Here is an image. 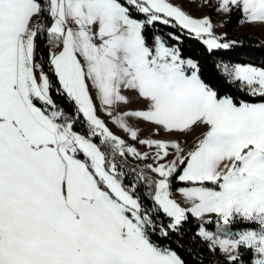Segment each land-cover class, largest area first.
Instances as JSON below:
<instances>
[{
    "label": "snow or ice",
    "instance_id": "1",
    "mask_svg": "<svg viewBox=\"0 0 264 264\" xmlns=\"http://www.w3.org/2000/svg\"><path fill=\"white\" fill-rule=\"evenodd\" d=\"M202 6L219 22L175 0H0V264H264V68L215 61L213 84L148 32L211 57L264 0Z\"/></svg>",
    "mask_w": 264,
    "mask_h": 264
},
{
    "label": "trees",
    "instance_id": "2",
    "mask_svg": "<svg viewBox=\"0 0 264 264\" xmlns=\"http://www.w3.org/2000/svg\"><path fill=\"white\" fill-rule=\"evenodd\" d=\"M238 19L232 17L231 19L225 22V31L233 29L238 24ZM149 35H161L166 40V42L171 45H176L180 47L182 57L197 59L204 66V76L205 79L212 82L213 84L217 83L215 78L212 65L215 61L223 60L225 62L231 63H242V64H251L255 67L264 68V40H260L254 36L242 35L239 37H230L227 36L228 40H235L238 43L229 50H220L214 56L209 57V54L204 50V46L198 41L190 38L186 31L181 32L178 28H171L164 25L157 24L155 29L148 30ZM173 33L180 37V41H173L168 36V33ZM227 94L234 95L236 99H246V100H256L259 101V98H253L246 96L243 92H237L235 88L228 86L226 89ZM55 95V93H54ZM128 168L125 171H128L130 168L139 169L136 164L127 161ZM128 179H134V174L130 173ZM195 228V224L192 225ZM210 229H213L210 227ZM178 253L182 255L186 260L188 259V254H186L183 249H177ZM201 258L205 261H212L214 257L208 254L206 251L201 253Z\"/></svg>",
    "mask_w": 264,
    "mask_h": 264
},
{
    "label": "rangeland",
    "instance_id": "3",
    "mask_svg": "<svg viewBox=\"0 0 264 264\" xmlns=\"http://www.w3.org/2000/svg\"><path fill=\"white\" fill-rule=\"evenodd\" d=\"M176 3L181 4L183 6V10L186 11L189 15L193 16L194 18H200L204 15H211L214 22H219V17H217L214 13L211 12L210 9L202 6V0H175ZM218 33L226 32L227 36L230 37H239L242 35H248V36H254L260 40H264V24H238L231 30L225 31V23L224 27L217 30ZM139 104H133L131 107H139ZM101 118L105 119L107 122V118L101 114ZM109 127L116 132V134L120 135L121 138L127 139L125 134L117 131V129L109 124ZM199 131V130H198ZM198 131L189 135L186 138V146L187 148H191L193 146L194 140L196 135L198 134ZM144 136L149 135V130L145 129L142 133ZM182 143H185V140L182 138ZM128 143L132 146H137L134 142L128 140ZM128 161L131 163L136 164L138 168L143 166V161H136L132 159L131 157L128 158ZM214 230V229H210Z\"/></svg>",
    "mask_w": 264,
    "mask_h": 264
}]
</instances>
